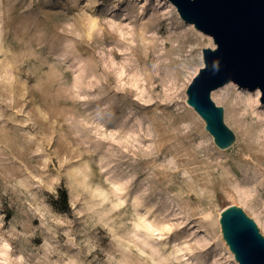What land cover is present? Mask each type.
I'll use <instances>...</instances> for the list:
<instances>
[{"label": "rangeland", "instance_id": "obj_1", "mask_svg": "<svg viewBox=\"0 0 264 264\" xmlns=\"http://www.w3.org/2000/svg\"><path fill=\"white\" fill-rule=\"evenodd\" d=\"M198 32L168 0H0V264H237L229 206L264 238L261 93L218 89V149Z\"/></svg>", "mask_w": 264, "mask_h": 264}, {"label": "water", "instance_id": "obj_2", "mask_svg": "<svg viewBox=\"0 0 264 264\" xmlns=\"http://www.w3.org/2000/svg\"><path fill=\"white\" fill-rule=\"evenodd\" d=\"M168 1L215 46L202 50L203 66L186 90V104L204 122L215 146L227 150L235 135L211 95L233 82L248 91L258 89L264 104V0ZM219 226L237 264H264V238L242 209L229 206L221 211Z\"/></svg>", "mask_w": 264, "mask_h": 264}, {"label": "bare ground", "instance_id": "obj_3", "mask_svg": "<svg viewBox=\"0 0 264 264\" xmlns=\"http://www.w3.org/2000/svg\"><path fill=\"white\" fill-rule=\"evenodd\" d=\"M197 32H198V31H197ZM198 33L202 34L201 32H198ZM206 37H207L208 40H209V46H210V47H214V44L211 42V38L208 37V36H206ZM201 66H203V62H201ZM220 90H221V89H220ZM220 90H217V91H215V92L212 93L211 98H212L213 101H216L217 99H219V95H218V93H219Z\"/></svg>", "mask_w": 264, "mask_h": 264}, {"label": "trees", "instance_id": "obj_4", "mask_svg": "<svg viewBox=\"0 0 264 264\" xmlns=\"http://www.w3.org/2000/svg\"><path fill=\"white\" fill-rule=\"evenodd\" d=\"M59 200H61V202H63V204H67V194L65 190L60 189L59 190Z\"/></svg>", "mask_w": 264, "mask_h": 264}]
</instances>
